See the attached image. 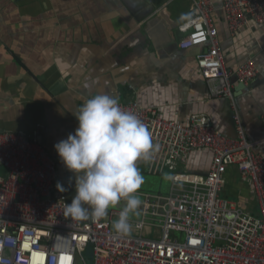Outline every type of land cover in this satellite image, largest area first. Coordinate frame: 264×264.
I'll return each mask as SVG.
<instances>
[{"label": "built area", "instance_id": "obj_1", "mask_svg": "<svg viewBox=\"0 0 264 264\" xmlns=\"http://www.w3.org/2000/svg\"><path fill=\"white\" fill-rule=\"evenodd\" d=\"M214 3L191 0V17L178 27V49H200L197 70L213 95L229 101L235 137L201 113L183 123L135 101L118 104L146 124L159 146L147 161V175L169 173L168 193H138L139 219H132L131 235L118 238L112 225L122 208L101 220H71L64 215L67 195L54 188L55 163L45 147L23 133L0 132V264H87L89 254L92 264H264V155L255 151L264 140L245 136L231 81L246 85L255 71L249 63L225 66L212 22L214 12L223 13L231 36L251 24L263 26L264 0ZM203 151L210 153L206 175L178 172L189 154ZM230 167L249 181L256 216L221 197Z\"/></svg>", "mask_w": 264, "mask_h": 264}, {"label": "crops", "instance_id": "obj_2", "mask_svg": "<svg viewBox=\"0 0 264 264\" xmlns=\"http://www.w3.org/2000/svg\"><path fill=\"white\" fill-rule=\"evenodd\" d=\"M190 7L191 0H0V132L23 133L45 147L55 163L54 188L64 186L68 203L75 187L54 145L74 133L73 114L96 95L135 101L183 123L201 113L235 137L229 101L213 95L197 70L200 49H178V27L190 19ZM212 22L225 66L249 63L255 71L246 85L232 77V92L248 141L264 140V25L231 36L223 13L214 12ZM255 151L264 155V145ZM209 160L208 151L194 152L178 172L204 176ZM138 168L150 176L147 162ZM225 180L221 197L256 216L249 181L235 167ZM145 188L138 193L153 194Z\"/></svg>", "mask_w": 264, "mask_h": 264}, {"label": "clouds", "instance_id": "obj_3", "mask_svg": "<svg viewBox=\"0 0 264 264\" xmlns=\"http://www.w3.org/2000/svg\"><path fill=\"white\" fill-rule=\"evenodd\" d=\"M73 115L78 127L54 145L75 187L64 215L73 221L101 220L124 202L112 227L118 238L129 236L143 203L138 162L151 160L159 146L152 143L146 124L108 95L87 99ZM57 188L65 191L62 184Z\"/></svg>", "mask_w": 264, "mask_h": 264}, {"label": "rangeland", "instance_id": "obj_4", "mask_svg": "<svg viewBox=\"0 0 264 264\" xmlns=\"http://www.w3.org/2000/svg\"><path fill=\"white\" fill-rule=\"evenodd\" d=\"M0 175H3V171L1 168H0ZM143 178H144V184L146 185V188H145L146 192H151L153 194H156V193L166 194V193H168L169 176L167 174H165L162 177L146 176ZM132 219L133 220L139 219V216H134ZM85 258L87 259L88 264H92L93 261L90 257V254L86 255Z\"/></svg>", "mask_w": 264, "mask_h": 264}, {"label": "water", "instance_id": "obj_5", "mask_svg": "<svg viewBox=\"0 0 264 264\" xmlns=\"http://www.w3.org/2000/svg\"><path fill=\"white\" fill-rule=\"evenodd\" d=\"M152 11H153V10H152V7H151V11H150V13H149V14H151V13H152ZM146 13H147V12H146ZM143 14H144V13H143ZM137 20H138V19H137ZM140 20H142V19H140ZM140 20H138V21H140Z\"/></svg>", "mask_w": 264, "mask_h": 264}]
</instances>
